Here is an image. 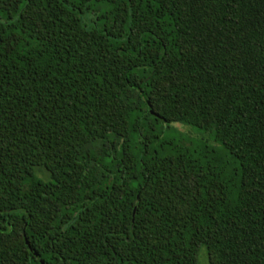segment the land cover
Instances as JSON below:
<instances>
[{
  "label": "trees",
  "instance_id": "obj_1",
  "mask_svg": "<svg viewBox=\"0 0 264 264\" xmlns=\"http://www.w3.org/2000/svg\"><path fill=\"white\" fill-rule=\"evenodd\" d=\"M202 248L264 264V0H0V264Z\"/></svg>",
  "mask_w": 264,
  "mask_h": 264
},
{
  "label": "rangeland",
  "instance_id": "obj_2",
  "mask_svg": "<svg viewBox=\"0 0 264 264\" xmlns=\"http://www.w3.org/2000/svg\"><path fill=\"white\" fill-rule=\"evenodd\" d=\"M173 125L174 124H172L167 134L169 137L179 138L180 134L175 130L174 128L175 125L174 126ZM178 127L181 128L182 130H187L185 126L178 125ZM189 129L192 130L194 133H196L195 136L190 137L194 144L205 143L206 145L209 146H216V143L208 133H205L204 131L192 126H189ZM198 261L199 264H207V251L205 248L201 249L200 254L198 256Z\"/></svg>",
  "mask_w": 264,
  "mask_h": 264
},
{
  "label": "water",
  "instance_id": "obj_3",
  "mask_svg": "<svg viewBox=\"0 0 264 264\" xmlns=\"http://www.w3.org/2000/svg\"><path fill=\"white\" fill-rule=\"evenodd\" d=\"M26 242H27V244L30 246V244H29V241H28L27 237H26ZM30 247H31V246H30ZM41 262H42V263H44V261H43V260H41Z\"/></svg>",
  "mask_w": 264,
  "mask_h": 264
}]
</instances>
